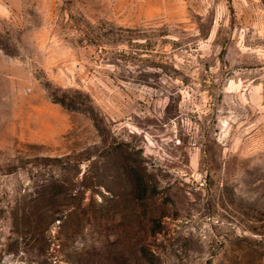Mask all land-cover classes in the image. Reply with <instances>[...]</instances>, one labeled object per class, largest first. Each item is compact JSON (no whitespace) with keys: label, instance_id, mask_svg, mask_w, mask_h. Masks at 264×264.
I'll use <instances>...</instances> for the list:
<instances>
[{"label":"rangeland","instance_id":"rangeland-1","mask_svg":"<svg viewBox=\"0 0 264 264\" xmlns=\"http://www.w3.org/2000/svg\"><path fill=\"white\" fill-rule=\"evenodd\" d=\"M0 264H264V0H0Z\"/></svg>","mask_w":264,"mask_h":264},{"label":"trees","instance_id":"trees-1","mask_svg":"<svg viewBox=\"0 0 264 264\" xmlns=\"http://www.w3.org/2000/svg\"><path fill=\"white\" fill-rule=\"evenodd\" d=\"M58 102H60L62 105H64L65 107L69 109H73V106H71L70 104H67L64 100H59ZM132 181H133L134 186L137 188L140 180L134 179Z\"/></svg>","mask_w":264,"mask_h":264}]
</instances>
